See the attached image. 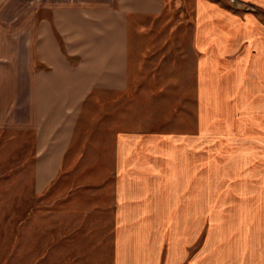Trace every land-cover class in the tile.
Masks as SVG:
<instances>
[{
	"label": "rangeland",
	"instance_id": "rangeland-1",
	"mask_svg": "<svg viewBox=\"0 0 264 264\" xmlns=\"http://www.w3.org/2000/svg\"><path fill=\"white\" fill-rule=\"evenodd\" d=\"M239 3L229 0L233 14L253 13L264 26V5ZM0 5V33L25 30V23H14L20 4ZM142 26L158 36L151 49L139 40V68L129 90L101 94L98 103L86 106L74 148L45 191L34 192L32 168L24 166L30 163L29 136L0 128V264H114V145L131 130L147 139L161 137L148 142L165 145L154 153L161 154L163 169L150 168L155 176L164 170V178L150 183V190L216 197L218 209L208 205L210 215L199 204V251L211 224L205 245L210 263L264 264V73L256 56L245 55L243 46L231 60L245 58L246 71L222 83L212 78L198 90L194 0L167 1L163 14ZM246 75L252 82L232 90ZM126 153H120L122 161ZM129 176L140 184L131 190L145 189L141 176ZM143 251L139 243L137 253Z\"/></svg>",
	"mask_w": 264,
	"mask_h": 264
},
{
	"label": "crops",
	"instance_id": "crops-1",
	"mask_svg": "<svg viewBox=\"0 0 264 264\" xmlns=\"http://www.w3.org/2000/svg\"><path fill=\"white\" fill-rule=\"evenodd\" d=\"M16 1L22 11L14 23L27 26L20 32L0 33V128L29 136L30 163L24 166L32 168V189L42 193L72 152L86 106L98 103L101 94L129 90L132 73L139 68V40L151 49L158 36L142 25L160 17L167 1L175 0ZM251 1L264 5V0ZM194 3L197 31L191 47L196 88L212 78L221 83L233 80L236 72L247 69L245 58L231 60L243 46L245 55L256 56L257 69L264 73V26L257 16L233 14L229 0ZM248 82L252 81L246 75L232 90ZM119 136L123 138L114 145L113 163L119 184L113 195L114 264H213L205 250L211 224L199 251L198 218L199 204L206 207L205 215H210V204L218 209L216 197L202 195L200 203L196 191L166 192L160 186L150 190V183L164 178V170L155 176L150 168L153 164L162 168L161 154L154 153L165 145L148 140L161 137L147 139L132 130ZM122 152H127L123 161ZM138 152L142 157L136 156ZM123 167L126 172L119 170ZM133 172L148 190H131L140 185L132 183ZM139 243L144 245L142 253H137Z\"/></svg>",
	"mask_w": 264,
	"mask_h": 264
},
{
	"label": "built area",
	"instance_id": "built-area-1",
	"mask_svg": "<svg viewBox=\"0 0 264 264\" xmlns=\"http://www.w3.org/2000/svg\"><path fill=\"white\" fill-rule=\"evenodd\" d=\"M232 3H237L235 0H232Z\"/></svg>",
	"mask_w": 264,
	"mask_h": 264
}]
</instances>
